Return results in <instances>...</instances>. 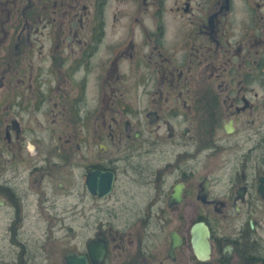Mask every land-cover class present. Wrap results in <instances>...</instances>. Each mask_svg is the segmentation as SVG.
<instances>
[{"label": "flooded vegetation", "instance_id": "1", "mask_svg": "<svg viewBox=\"0 0 264 264\" xmlns=\"http://www.w3.org/2000/svg\"><path fill=\"white\" fill-rule=\"evenodd\" d=\"M0 264H264V0H0Z\"/></svg>", "mask_w": 264, "mask_h": 264}, {"label": "water", "instance_id": "2", "mask_svg": "<svg viewBox=\"0 0 264 264\" xmlns=\"http://www.w3.org/2000/svg\"><path fill=\"white\" fill-rule=\"evenodd\" d=\"M192 249L195 257L205 262L210 257L211 247L209 242V231L204 223L194 224L191 228Z\"/></svg>", "mask_w": 264, "mask_h": 264}]
</instances>
